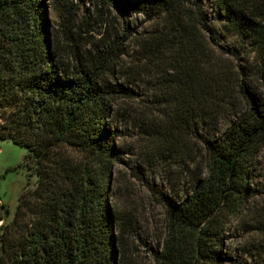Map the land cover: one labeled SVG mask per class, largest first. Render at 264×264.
Here are the masks:
<instances>
[{
    "label": "trees",
    "instance_id": "trees-1",
    "mask_svg": "<svg viewBox=\"0 0 264 264\" xmlns=\"http://www.w3.org/2000/svg\"><path fill=\"white\" fill-rule=\"evenodd\" d=\"M109 1L122 11L166 16L170 30L188 37V44L179 42L172 65L181 118L197 135L211 130L199 135L205 175L181 201L163 197L167 234L154 262L235 264L221 251L222 237L253 197L264 147V92L254 94L240 82L244 111L215 135L222 114L234 106V83L224 66L202 59L195 30L213 34L200 11L209 2L230 32L264 56V0ZM44 2L0 0V139L28 150L38 178L20 195L12 220L0 225V264H124L121 226L107 200L111 162L120 158L108 117L115 98L130 91L104 78L116 57L111 47L79 56L78 66L64 64Z\"/></svg>",
    "mask_w": 264,
    "mask_h": 264
},
{
    "label": "rangeland",
    "instance_id": "rangeland-1",
    "mask_svg": "<svg viewBox=\"0 0 264 264\" xmlns=\"http://www.w3.org/2000/svg\"><path fill=\"white\" fill-rule=\"evenodd\" d=\"M44 6L55 50L66 66H78V57L95 49L111 47L116 54L104 78L127 88L130 96L116 97L108 117L120 158L111 162L107 200L121 226L124 264H155L154 252L161 250L167 234L163 197L181 201L199 175H205L207 155L199 135L206 137L211 130L197 135L194 125L182 121L172 70L179 42L185 45L188 37L170 30L166 16L122 11L109 0H45ZM200 11L213 29L210 36L195 30L202 59L224 66L234 83V106L215 127L218 136L244 111L240 82L254 94L264 92V56L230 32L211 3L204 1ZM27 153L0 139V225L12 220L20 195L37 184L35 164ZM70 154L86 159L85 153ZM253 179V197L223 232L221 251L235 264H264V147Z\"/></svg>",
    "mask_w": 264,
    "mask_h": 264
}]
</instances>
